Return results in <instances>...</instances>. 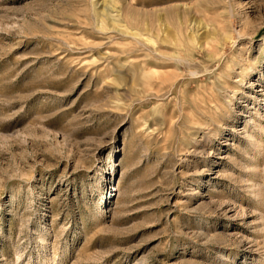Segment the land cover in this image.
<instances>
[{
  "label": "rangeland",
  "instance_id": "1",
  "mask_svg": "<svg viewBox=\"0 0 264 264\" xmlns=\"http://www.w3.org/2000/svg\"><path fill=\"white\" fill-rule=\"evenodd\" d=\"M0 264H264V0H0Z\"/></svg>",
  "mask_w": 264,
  "mask_h": 264
}]
</instances>
